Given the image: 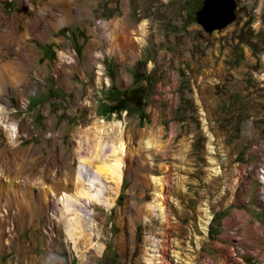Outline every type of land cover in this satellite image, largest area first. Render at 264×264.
<instances>
[{
  "label": "rangeland",
  "instance_id": "1",
  "mask_svg": "<svg viewBox=\"0 0 264 264\" xmlns=\"http://www.w3.org/2000/svg\"><path fill=\"white\" fill-rule=\"evenodd\" d=\"M108 1L105 15L131 24L126 49L98 48L89 66L70 24L54 25L53 48H23L33 12L25 0H0V264H147L146 238L157 240L161 224L157 208H142L165 165L170 215L182 225L181 235L170 231V264H264V0H234L233 20L212 31L199 20L205 0H113L114 9ZM115 121L131 164L111 208L76 210L88 212L93 241L80 237L75 247L69 211L51 190H73L79 154H90L103 124L113 142ZM213 167L222 172L210 176ZM156 254L152 264H161Z\"/></svg>",
  "mask_w": 264,
  "mask_h": 264
},
{
  "label": "bare ground",
  "instance_id": "2",
  "mask_svg": "<svg viewBox=\"0 0 264 264\" xmlns=\"http://www.w3.org/2000/svg\"><path fill=\"white\" fill-rule=\"evenodd\" d=\"M143 25L144 23L142 24L141 27L144 28L145 25L144 26ZM0 120L1 122L3 121V119L1 118ZM5 126L9 129L10 134L15 137V134L13 133V131H15V128L17 127H15L12 123H7L5 124ZM113 128L117 132L116 138L114 139L113 142L108 143L107 142L108 139L107 140L103 139V137L108 138L110 136L109 134L111 133L109 132L111 131V129H109L108 126H105L103 124L101 127H97L99 139L96 145L94 146L93 150L90 152V154L89 153L85 155L79 154L81 163H80L79 168L75 171V174H74L73 184H72L74 186L73 190H71L70 192L63 191L65 188L64 189L62 188L63 190L61 192H58V191L55 192L56 190H53V189L51 190V193L53 195H56V198L58 199V201L61 200L63 204L61 208L62 210L61 213L63 214V210L65 208L69 211L68 214H66L64 218L68 219L69 225L68 226L66 225L67 227L66 230H67L69 238L74 241L75 247L77 246V241L79 240L80 237L81 238L85 237L88 244L91 241H93L91 239L92 233L88 231L85 232L86 226L83 222V219H84L83 216H86L88 212H86L85 215L81 216L82 215L81 212L83 210L85 211V209L82 207H86L88 206L87 204H91V205H97V206L103 205L107 208H111L116 203V194H118V192L120 191V188L123 182V178H122L123 169L125 167H128L131 164L130 158L126 157V154L128 153V151L129 153L131 151V147L129 146L130 142L127 139H124L122 137L123 135H121V132L123 131L122 123L120 121H115V123L113 124ZM146 145L148 148H150L151 146L154 145V143L151 142V140L147 139ZM106 147L107 149H109V152H110L109 154L107 153V155H105L104 153V150ZM221 155H224V154L222 153ZM222 160L227 161L228 159L226 156H224L222 157ZM163 169L168 170L169 174L165 177L152 176L151 178L152 182L155 184L154 198L151 201V203H149L145 208H142V210H144L147 214L151 213L152 215L154 211L151 208H157L156 211L160 213L158 214L160 215L161 229L159 230V232L157 233L155 232L156 234H158L157 240H154V236H152L153 232H151V234L147 236L146 240L151 241V243L152 242L154 243L153 245L154 249L152 248V250L155 253H157L156 254L157 255L156 259H158L157 263L159 262L161 264H170L169 259H168V252H170L168 250H169V247L172 245L171 239L169 238L170 231L171 229H173L177 235H181L182 225H181V221L172 220V217L169 211L170 203L168 201L169 190L167 188V185L172 181L171 177H172L173 167L172 165H165L163 166ZM220 172L222 171H220L219 169L217 170L216 167H213L210 170L209 174L211 176V175L218 174ZM1 173H2V170L0 169V175ZM104 178L107 180H110V182L113 183L111 188L113 189L112 191L114 195L108 193L110 190L109 191L106 190V186L103 183ZM0 186H2L1 183H0ZM225 189H226V184L221 192V195L225 194ZM141 194H143V191L141 192ZM134 196H136V194H134ZM218 198L219 197L217 196L216 199ZM216 199L214 201H216ZM82 200H86V202ZM80 205L82 207L79 208ZM210 205L209 203H207L204 205V207L201 208L204 211V214L203 216L200 217L199 221H200L201 227L204 229L207 228L212 218V213H210L209 211ZM78 208L83 209L81 212H79L80 214L76 211ZM1 215H3V211L0 212V216ZM146 220L150 221L151 219L146 218ZM101 248H102V245L100 244V250ZM154 252L152 254H154ZM152 254L146 253V255L144 256V260L147 264H152V261H153V258L151 257Z\"/></svg>",
  "mask_w": 264,
  "mask_h": 264
},
{
  "label": "crops",
  "instance_id": "3",
  "mask_svg": "<svg viewBox=\"0 0 264 264\" xmlns=\"http://www.w3.org/2000/svg\"><path fill=\"white\" fill-rule=\"evenodd\" d=\"M105 1L25 0V9L23 11L26 14L32 11L33 14L31 19L26 18L27 22L24 28L27 34L23 33L21 35L23 48H28L29 51L44 50L48 48V45L50 48H53L54 46L50 44L53 38H55L52 34L54 25L62 26L70 24L74 29L79 27L81 33L71 28L70 30L74 32V35L69 31V36L73 37L69 41L75 49L78 48L84 51L83 58L88 59L86 63L88 65L90 62L89 66L92 63L91 59H93L91 56L98 48L102 49L106 47L107 52L114 55L118 53V47L126 49L128 41L127 32L131 30V24L128 25L115 16H106L105 14H107L106 11L108 9L104 7ZM110 1L107 2V6L110 9H114L115 2L113 0ZM127 13L128 11L126 15ZM97 19L100 20L99 24L96 23ZM131 44L132 42L128 46H131ZM131 50L128 48L127 52ZM101 65L105 67L104 64ZM107 77L111 84L112 79L109 76ZM109 85L104 89L108 91ZM99 93H101V90ZM111 96L115 97L114 95Z\"/></svg>",
  "mask_w": 264,
  "mask_h": 264
},
{
  "label": "water",
  "instance_id": "4",
  "mask_svg": "<svg viewBox=\"0 0 264 264\" xmlns=\"http://www.w3.org/2000/svg\"><path fill=\"white\" fill-rule=\"evenodd\" d=\"M234 0H205L199 20L206 30L220 29L234 18Z\"/></svg>",
  "mask_w": 264,
  "mask_h": 264
},
{
  "label": "built area",
  "instance_id": "5",
  "mask_svg": "<svg viewBox=\"0 0 264 264\" xmlns=\"http://www.w3.org/2000/svg\"><path fill=\"white\" fill-rule=\"evenodd\" d=\"M258 178L260 179V181L262 182V184L264 185V158H263V161L262 163L260 164L259 166V169H258ZM263 196H264V190L262 189L261 190V193H260V198L262 200V202L264 201L263 199Z\"/></svg>",
  "mask_w": 264,
  "mask_h": 264
},
{
  "label": "trees",
  "instance_id": "6",
  "mask_svg": "<svg viewBox=\"0 0 264 264\" xmlns=\"http://www.w3.org/2000/svg\"><path fill=\"white\" fill-rule=\"evenodd\" d=\"M120 99H122L121 97H120ZM120 106V105H119ZM120 108H123V106H120Z\"/></svg>",
  "mask_w": 264,
  "mask_h": 264
}]
</instances>
